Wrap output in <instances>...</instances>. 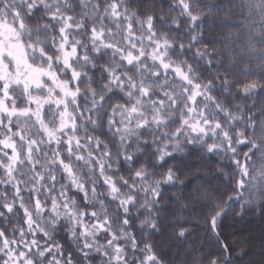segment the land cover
Wrapping results in <instances>:
<instances>
[{
  "label": "snow or ice",
  "instance_id": "6c2138e0",
  "mask_svg": "<svg viewBox=\"0 0 264 264\" xmlns=\"http://www.w3.org/2000/svg\"><path fill=\"white\" fill-rule=\"evenodd\" d=\"M216 3L0 0V264L214 261L188 205L264 199V0L209 40Z\"/></svg>",
  "mask_w": 264,
  "mask_h": 264
},
{
  "label": "clouds",
  "instance_id": "9594fccd",
  "mask_svg": "<svg viewBox=\"0 0 264 264\" xmlns=\"http://www.w3.org/2000/svg\"><path fill=\"white\" fill-rule=\"evenodd\" d=\"M249 0H217L216 9H222L218 14H209L206 16L205 29L206 36L209 40L219 32L221 20L227 18L229 22L238 24L248 16V12L243 8V4L248 3ZM230 13V14H229ZM198 15H205L204 11L197 13ZM264 20V17H259V21ZM257 17L248 21L254 24L253 31L260 33L264 29V23H260ZM251 142L253 148L249 149L254 151L256 147H261V142H264V135H254L251 131L247 137ZM238 147H244L240 145ZM191 167H195L196 161L188 162ZM227 164V161H224ZM231 174V172H230ZM223 181H213V188L217 191H223L221 187ZM239 192V189H237ZM187 195V193H186ZM249 196L247 191L244 192L243 201H248ZM231 227H221L220 236H215L207 230L205 225L204 215L201 211V205L197 201H192L188 205L186 212V227L189 235L184 239V246L192 250L193 256L198 257L200 250L203 247L205 251L212 250L216 253L214 261L213 258L204 259L199 261V264H264V242L258 248L259 257L251 254L252 249V236L251 231L244 230V222H252L259 224L261 229H264V199H256L252 202L244 203L241 208L239 203L234 205L231 210L225 215ZM218 241L226 243L227 248L221 250ZM182 249L176 247L171 248L165 255L164 264H181L180 259L177 258V253ZM186 264H193V259H187Z\"/></svg>",
  "mask_w": 264,
  "mask_h": 264
},
{
  "label": "trees",
  "instance_id": "16d2710c",
  "mask_svg": "<svg viewBox=\"0 0 264 264\" xmlns=\"http://www.w3.org/2000/svg\"><path fill=\"white\" fill-rule=\"evenodd\" d=\"M257 20L259 21V17H257ZM206 28H207V25L205 24V29ZM231 226L233 225H229L225 216L221 218L220 228L221 227H231ZM243 228L244 230L251 231L253 233L251 254L259 257L258 248L260 244L264 242V229H261L259 224H254L252 222H244ZM61 242L64 243L67 247H71V243L66 238L62 239Z\"/></svg>",
  "mask_w": 264,
  "mask_h": 264
}]
</instances>
